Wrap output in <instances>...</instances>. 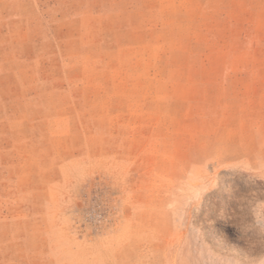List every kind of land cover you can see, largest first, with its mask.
<instances>
[{
	"label": "rangeland",
	"instance_id": "obj_1",
	"mask_svg": "<svg viewBox=\"0 0 264 264\" xmlns=\"http://www.w3.org/2000/svg\"><path fill=\"white\" fill-rule=\"evenodd\" d=\"M0 264H264V0H0Z\"/></svg>",
	"mask_w": 264,
	"mask_h": 264
}]
</instances>
